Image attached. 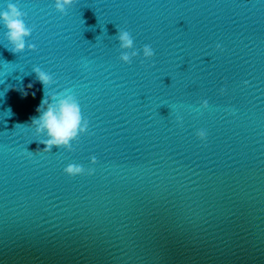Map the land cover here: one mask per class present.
I'll list each match as a JSON object with an SVG mask.
<instances>
[{
    "label": "water",
    "instance_id": "water-1",
    "mask_svg": "<svg viewBox=\"0 0 264 264\" xmlns=\"http://www.w3.org/2000/svg\"><path fill=\"white\" fill-rule=\"evenodd\" d=\"M9 3L36 49L0 18V264H264V0ZM65 89L89 130L37 152L31 118Z\"/></svg>",
    "mask_w": 264,
    "mask_h": 264
},
{
    "label": "clouds",
    "instance_id": "clouds-1",
    "mask_svg": "<svg viewBox=\"0 0 264 264\" xmlns=\"http://www.w3.org/2000/svg\"><path fill=\"white\" fill-rule=\"evenodd\" d=\"M74 2L75 0H55V7L62 13H66L67 8L73 5ZM25 15L15 3H9L7 10L0 13V18L3 19L8 29L7 38L14 45L13 51L17 53L24 51L26 46L32 50L36 49L35 44H26L25 38L31 35L32 29L26 25L23 19ZM117 36L122 49H132V51L122 52L120 59L126 63H132V58L139 55V51L134 48V39L131 33L127 30L118 29ZM217 48H221V45L217 44ZM143 55L146 58L155 55L151 45L145 44L143 46ZM33 71L45 87L54 83L53 77L40 67H35ZM247 83L248 81H245V84ZM28 87L31 88L32 84H29ZM224 91L225 89H221L222 93ZM25 95H27V92H25ZM208 106V100H204L203 107L207 108ZM232 111L234 112L235 109ZM37 112L40 115L31 118V125L36 126L38 134L46 133L47 135V139L40 141L46 147L43 149L37 148V152H51L54 146L74 150L71 142L77 139L80 133H87L89 130V121L83 117L80 104L68 89L61 93H53L50 98L45 95L37 108ZM178 119L181 122L183 120L182 117H178ZM197 135L201 140H206L208 133L205 129H201L197 132ZM91 161L93 164L97 163L96 156H92ZM64 171L71 176L84 174L86 171L88 175H92L95 168L86 170L82 165L72 163Z\"/></svg>",
    "mask_w": 264,
    "mask_h": 264
}]
</instances>
